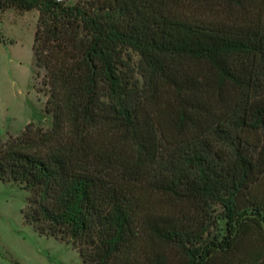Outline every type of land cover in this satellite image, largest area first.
Masks as SVG:
<instances>
[{
	"label": "trees",
	"instance_id": "16d2710c",
	"mask_svg": "<svg viewBox=\"0 0 264 264\" xmlns=\"http://www.w3.org/2000/svg\"><path fill=\"white\" fill-rule=\"evenodd\" d=\"M10 9L39 12L32 51L51 79V127L0 141L24 223L84 264L231 249L237 200L264 178V0H0ZM213 204L222 240L208 238Z\"/></svg>",
	"mask_w": 264,
	"mask_h": 264
},
{
	"label": "rangeland",
	"instance_id": "374dc122",
	"mask_svg": "<svg viewBox=\"0 0 264 264\" xmlns=\"http://www.w3.org/2000/svg\"><path fill=\"white\" fill-rule=\"evenodd\" d=\"M72 6L78 0H59ZM39 17L37 10L0 12V141L18 136L33 123L37 128L52 125L46 111L51 79L38 66L32 51ZM133 63L139 61L132 53ZM11 134V135H10ZM28 192L15 183L0 181V264H84L72 243L39 235L24 223L22 211ZM237 213L247 211L234 245L215 252L212 264H260L264 260V178L237 200ZM260 210L261 216L253 213ZM237 214V215H238ZM209 239L227 235V213L220 204L211 206Z\"/></svg>",
	"mask_w": 264,
	"mask_h": 264
},
{
	"label": "crops",
	"instance_id": "0c3cea01",
	"mask_svg": "<svg viewBox=\"0 0 264 264\" xmlns=\"http://www.w3.org/2000/svg\"><path fill=\"white\" fill-rule=\"evenodd\" d=\"M49 97H50V94H49ZM11 135V134H10Z\"/></svg>",
	"mask_w": 264,
	"mask_h": 264
}]
</instances>
